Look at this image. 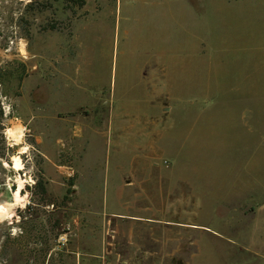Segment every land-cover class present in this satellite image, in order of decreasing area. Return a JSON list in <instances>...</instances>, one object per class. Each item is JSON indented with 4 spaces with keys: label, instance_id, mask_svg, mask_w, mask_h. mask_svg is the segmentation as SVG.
I'll use <instances>...</instances> for the list:
<instances>
[{
    "label": "rangeland",
    "instance_id": "374dc122",
    "mask_svg": "<svg viewBox=\"0 0 264 264\" xmlns=\"http://www.w3.org/2000/svg\"><path fill=\"white\" fill-rule=\"evenodd\" d=\"M82 1L0 0V264H264V0Z\"/></svg>",
    "mask_w": 264,
    "mask_h": 264
},
{
    "label": "crops",
    "instance_id": "0c3cea01",
    "mask_svg": "<svg viewBox=\"0 0 264 264\" xmlns=\"http://www.w3.org/2000/svg\"><path fill=\"white\" fill-rule=\"evenodd\" d=\"M219 1H220V2H215L216 4L219 5V6H217L218 8H220L221 5H225L226 2H227V0H219ZM198 4H200V5H205V1H204V0H198ZM159 71H160V73L163 75V68H162V67H160V70H159ZM160 101H161V103L158 105V106H160V108L157 107V109L160 110V116H159L160 119L157 118V117H155L154 119L152 118V122H151L150 124H147V125L143 128V130H141V132L139 133L140 139H141V138H142V139L145 138L144 136H146V135L144 134V131H145V132L147 131V127H150V126H152V127H153V126H154V127H157L158 122H160L161 119L163 120L162 117H167L169 114L172 113L173 108H172V106L170 105V102H169L168 100L164 99V95H161ZM121 111H123V110L120 109V113H119V114H121ZM157 119H159V120H157ZM150 120H151V118H150ZM160 124H162V122H160ZM162 126H164V125L162 124ZM143 141H144V140H143ZM143 149H144V147H143ZM145 149H146V146H145Z\"/></svg>",
    "mask_w": 264,
    "mask_h": 264
},
{
    "label": "trees",
    "instance_id": "16d2710c",
    "mask_svg": "<svg viewBox=\"0 0 264 264\" xmlns=\"http://www.w3.org/2000/svg\"><path fill=\"white\" fill-rule=\"evenodd\" d=\"M79 3H80V5H79V7H83L84 6V4H83V1L82 0H79ZM18 178L20 177L19 175L17 176ZM14 193H15V195L16 196H19L21 193H19V188H18V186L17 185H14Z\"/></svg>",
    "mask_w": 264,
    "mask_h": 264
}]
</instances>
